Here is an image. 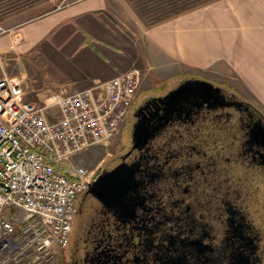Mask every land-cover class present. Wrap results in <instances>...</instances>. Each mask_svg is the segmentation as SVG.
<instances>
[{
	"label": "flooded vegetation",
	"instance_id": "1",
	"mask_svg": "<svg viewBox=\"0 0 264 264\" xmlns=\"http://www.w3.org/2000/svg\"><path fill=\"white\" fill-rule=\"evenodd\" d=\"M188 78L134 100L124 123L128 146L98 167V176L130 151L137 110H150ZM197 78L220 86L226 101L240 105L204 108L152 141L153 158L142 161L147 169L137 175L140 203L128 220L84 191L68 242L50 264H264V149L247 144L248 128L264 121V113L230 88ZM259 126L264 130V122ZM141 154L132 151L125 160Z\"/></svg>",
	"mask_w": 264,
	"mask_h": 264
},
{
	"label": "crops",
	"instance_id": "2",
	"mask_svg": "<svg viewBox=\"0 0 264 264\" xmlns=\"http://www.w3.org/2000/svg\"><path fill=\"white\" fill-rule=\"evenodd\" d=\"M144 1L72 0L29 19L20 20L26 11L1 18L0 78L20 81L25 100L42 102L126 69L160 81L193 75L264 111V0H212L152 24ZM49 58L61 79L35 89L33 64Z\"/></svg>",
	"mask_w": 264,
	"mask_h": 264
},
{
	"label": "built area",
	"instance_id": "3",
	"mask_svg": "<svg viewBox=\"0 0 264 264\" xmlns=\"http://www.w3.org/2000/svg\"><path fill=\"white\" fill-rule=\"evenodd\" d=\"M140 80L127 70L35 102L20 81L0 78V264H50L65 247L94 173L73 159L119 134Z\"/></svg>",
	"mask_w": 264,
	"mask_h": 264
},
{
	"label": "water",
	"instance_id": "4",
	"mask_svg": "<svg viewBox=\"0 0 264 264\" xmlns=\"http://www.w3.org/2000/svg\"><path fill=\"white\" fill-rule=\"evenodd\" d=\"M231 105L237 104L226 101L222 88L210 81L197 77L180 81L166 95L157 98L149 106L150 110L145 107L137 110L130 151L111 170L104 171L99 176L95 171L85 195L94 198L119 220H128V212L132 213L140 203L138 192L143 182L137 179V175L147 169L142 168V161L153 158L150 152L152 141L169 125L176 121H191L204 108L213 110ZM263 122L258 121L248 128V145H261L264 149V130L259 126ZM132 151L144 153L137 160L127 162L125 159ZM156 176L157 173H153L152 179ZM148 177L150 178L149 175Z\"/></svg>",
	"mask_w": 264,
	"mask_h": 264
},
{
	"label": "rangeland",
	"instance_id": "5",
	"mask_svg": "<svg viewBox=\"0 0 264 264\" xmlns=\"http://www.w3.org/2000/svg\"><path fill=\"white\" fill-rule=\"evenodd\" d=\"M71 1L72 0H42L41 2L36 3L37 5H34L38 7L36 9H32L34 7L33 5H31V7L22 9L21 11H26V12H24V14L21 15L20 20L29 19L41 15L42 13L50 11L51 9H54L59 6H63L64 4ZM201 1L203 0H148L142 3V9H143V13H146L149 21L153 22L156 20H160L169 14L176 13L179 9H185L194 2L197 3ZM33 66L37 70V75L39 77V80H37V82H34L35 80L32 81L30 79L33 82L35 89L37 87H40L41 84H43L44 86L47 85L52 86L51 84L59 83V79H61L60 75L62 74L58 71V63L53 58H49L46 60L43 59L40 61L38 60L33 64ZM130 70H137V69H130ZM139 72L141 74V80L136 94V98H135L136 100L140 99L142 96L158 95L162 93L164 90L170 88L173 84L176 83L178 79L189 77V75H180L169 78L168 80L160 81V80L150 79V77L142 73L141 70ZM190 76L194 77L193 75ZM127 132H128L127 127L125 124H123L119 134L107 146L97 147L89 151H86L83 154L74 157L73 162L82 165L89 172H94L98 167H100L107 160H109L111 156L121 152L128 146V141L126 139ZM5 215L7 217H11L14 214L11 210H7Z\"/></svg>",
	"mask_w": 264,
	"mask_h": 264
},
{
	"label": "trees",
	"instance_id": "6",
	"mask_svg": "<svg viewBox=\"0 0 264 264\" xmlns=\"http://www.w3.org/2000/svg\"><path fill=\"white\" fill-rule=\"evenodd\" d=\"M41 1L42 0H32V2H31V0H0V18H5V17H8V16L15 14L17 12H20L24 8L31 7V5H33V6L37 5L36 3H39ZM209 1H212V0H203V1L197 2V3L194 2L189 7L185 8V9H179L176 13L169 14L162 19L168 18L169 16L174 15V14H179L182 11H186V10L195 8L201 4H204V3L209 2ZM162 19H160V20H162ZM157 21H159V20H156L153 22L149 21V22H150V24H152V23H155ZM76 208H77V204H76Z\"/></svg>",
	"mask_w": 264,
	"mask_h": 264
}]
</instances>
